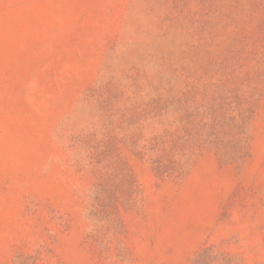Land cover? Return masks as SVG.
<instances>
[{
    "label": "rangeland",
    "instance_id": "obj_1",
    "mask_svg": "<svg viewBox=\"0 0 264 264\" xmlns=\"http://www.w3.org/2000/svg\"><path fill=\"white\" fill-rule=\"evenodd\" d=\"M0 264H264V0H0Z\"/></svg>",
    "mask_w": 264,
    "mask_h": 264
}]
</instances>
